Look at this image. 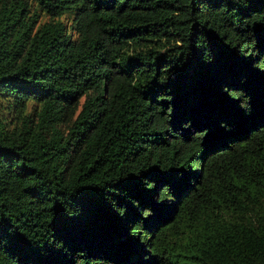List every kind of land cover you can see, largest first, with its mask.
I'll return each mask as SVG.
<instances>
[{"label": "trees", "instance_id": "1", "mask_svg": "<svg viewBox=\"0 0 264 264\" xmlns=\"http://www.w3.org/2000/svg\"><path fill=\"white\" fill-rule=\"evenodd\" d=\"M0 101V264H264V0H0Z\"/></svg>", "mask_w": 264, "mask_h": 264}, {"label": "rangeland", "instance_id": "2", "mask_svg": "<svg viewBox=\"0 0 264 264\" xmlns=\"http://www.w3.org/2000/svg\"><path fill=\"white\" fill-rule=\"evenodd\" d=\"M44 19L43 18H41L40 19V21H43ZM3 103H2V101H0V105H2ZM5 117V116H4Z\"/></svg>", "mask_w": 264, "mask_h": 264}]
</instances>
